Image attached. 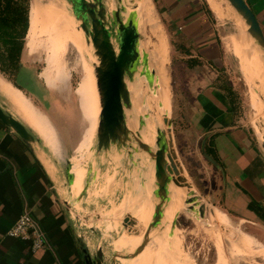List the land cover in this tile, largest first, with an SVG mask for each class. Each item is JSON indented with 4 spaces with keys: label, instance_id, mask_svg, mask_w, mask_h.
Listing matches in <instances>:
<instances>
[{
    "label": "rangeland",
    "instance_id": "rangeland-1",
    "mask_svg": "<svg viewBox=\"0 0 264 264\" xmlns=\"http://www.w3.org/2000/svg\"><path fill=\"white\" fill-rule=\"evenodd\" d=\"M53 1L32 0L30 28L21 58L24 69L16 76L17 83L23 90L15 86L1 72L0 74L16 87L24 98L29 99L34 112L37 113V116H33L36 118L33 119L35 126L27 122L41 135L60 162L59 179L64 183L63 199L67 201L69 215H73V222L77 224L78 232L82 234L93 253L101 247L110 261L117 247L123 249L121 251L123 254L133 252V248L129 249L123 245L128 242L138 246L151 222L153 205L149 194L151 191V196L154 197L156 188L154 165L150 156L142 151L135 141L123 149L117 147L109 151L98 149L96 136L98 97L93 71L97 58L93 47L88 44L84 32L79 28L80 24L77 22V25H74L77 19L71 5L66 1L68 4L66 10L70 13L68 14L64 9L54 8ZM106 1L110 9L116 8L119 3L118 0ZM151 1L162 29L165 55L162 60H158L159 57L155 54L160 46L158 40L151 37L149 29H146V32L141 31V44L146 46L142 52L147 51L150 54V66L156 70L160 86L157 87L158 95L152 96L145 77L139 75L138 82L142 91L138 89L136 83H130L135 103L133 114L146 115L152 112L151 117H158L157 107L160 96L161 94L163 97L167 96L173 121L175 149L183 167L180 170L191 183L193 192L196 191L194 194H197L199 202L206 206L208 217L205 219L197 217L188 210V206L184 210L185 198L179 199L175 195L176 190L170 188L175 196L172 195L171 201L167 204L169 213L164 219L168 225H171L170 219L174 212H180L176 230V234L181 239L180 250L177 249L174 238L170 248L172 242L165 240V237L169 239L167 235L162 237L151 231L152 241L149 238L151 242L145 251L135 260L119 258L120 264H264V228L228 213L208 195L217 185L214 182L215 172L213 164L204 153L206 145L201 147L203 139L192 128L191 122L193 100L200 89L194 91L191 82L197 80L200 74H205L207 70L201 63L191 65L189 57L184 54L185 51L181 53L175 48V39L170 36V29L158 2ZM223 2L226 6L229 5L227 0ZM215 13L217 14L216 11ZM71 16L75 22L69 21V23L67 21ZM217 17L220 22L215 21L219 23L222 34L220 45L223 43L230 62L228 59L225 60L226 63L224 59L219 60L217 63L223 66L219 71L223 73V79L225 78L229 84L232 83V88L237 94L235 112L240 116L241 124H245L250 130L255 142L263 151V140L257 134L254 125L258 128L259 123L263 121L264 124L262 117L264 104L259 101L253 103L252 98V92L254 89L257 90L259 82L251 81L253 75H250L245 67L247 60H239L228 44L231 37L238 51L239 48L235 45L237 24L244 22L240 17V20L234 17V23L230 26L218 14ZM238 56L240 57L241 54ZM50 73L54 77L60 75L61 85L57 86ZM45 79L56 87H51ZM24 89L33 90L34 92H30L36 96ZM259 92L258 89V98L261 100ZM2 93L20 117L32 119L22 107H15L11 103L10 95ZM145 103L151 108L144 107ZM134 116L129 115V117ZM39 122L43 123L44 129ZM150 125L149 120L146 122L144 137L140 136L148 144ZM131 130L137 133L132 123ZM76 147L83 150L82 157L76 152ZM88 154L90 157L87 156ZM68 161L74 163L76 186L77 169L82 166L81 172L86 174L82 190L85 185H88V188L86 191L84 188L82 196L80 194L82 190L76 194L71 192L65 174ZM75 162L80 164L76 165ZM179 174L181 176L180 172ZM148 175L151 177L149 194L142 198ZM212 181L215 183L213 186ZM130 214L136 220L132 224L125 225V217ZM163 228L161 227L160 230L163 231Z\"/></svg>",
    "mask_w": 264,
    "mask_h": 264
},
{
    "label": "crops",
    "instance_id": "crops-1",
    "mask_svg": "<svg viewBox=\"0 0 264 264\" xmlns=\"http://www.w3.org/2000/svg\"><path fill=\"white\" fill-rule=\"evenodd\" d=\"M246 1L264 31V0ZM205 2L214 17L207 12V7L203 5ZM158 4L163 9L162 15L170 29V36L175 39L174 45L175 42L178 44L175 48L181 53L185 51L184 54L189 59L202 60V67L207 70V74L201 73L197 80L191 82L194 91L200 88L193 100L191 122L192 128L203 139L201 147L207 146V142L213 137V148L218 157L216 163L211 162L217 185L208 195L228 213L264 228V155L250 130L245 124H241L240 116L233 110L229 96L219 87L224 81H218L221 66L217 62L223 59L224 63L227 59L229 62V57L223 43L220 45L222 34L219 23L215 21H219L217 14L209 0H158ZM235 14L233 17H238L235 18L238 20L239 16ZM228 44L237 58L241 54L240 59L249 60L259 66L260 71H264L256 50L254 47L249 48L250 44H244V54L241 50H236L231 37ZM256 46L259 50V46ZM245 55L247 57H243ZM50 75L57 86L61 85L60 75ZM258 75H253L251 81L259 79ZM45 81L51 87H56L46 79ZM258 87L257 90L261 91L262 87L259 84ZM0 90L7 96L10 95V101L15 107H22L31 115V120L28 117L25 119L35 126L33 119L36 118L33 116H37V113L34 112L33 105L1 74ZM257 90L252 92L253 103L259 101L263 104L258 98ZM2 92L0 103L19 116ZM254 94L257 99H254ZM262 117L264 118L263 115ZM40 125L44 129L43 123ZM254 128L261 135L264 145L263 121L258 128L255 125ZM80 150L76 147V152L82 157L83 150ZM81 171L82 166L76 171L77 192L82 190L83 179L86 177ZM59 178V165L48 151L38 144L30 148L13 129L0 120V264H85L78 244L79 234L75 231L67 203L62 196L64 183ZM214 182L212 181V186ZM27 209L31 210L47 236L46 248L37 253L31 251L29 242L8 233Z\"/></svg>",
    "mask_w": 264,
    "mask_h": 264
},
{
    "label": "water",
    "instance_id": "water-1",
    "mask_svg": "<svg viewBox=\"0 0 264 264\" xmlns=\"http://www.w3.org/2000/svg\"><path fill=\"white\" fill-rule=\"evenodd\" d=\"M64 1H67L71 5L73 14L78 24H80L79 28L84 32L83 34L88 44L93 47L97 58L95 60V75L101 104L97 131L98 149L100 151H109L113 147L123 149L135 141L139 148L150 156L152 165H154L156 185L154 189L155 198L153 195L151 196V191L150 194L148 193L150 187L149 181L151 180L149 175L147 176L148 182L142 194V198L149 194L153 199L154 212L151 222L146 228L144 237L139 245L134 248L133 252L123 254L121 252L122 250H116L110 261L106 258L105 251L101 247H98L96 253H93L87 241L83 239L82 234L78 232L76 228L77 224L73 222L74 217L70 214L75 231L77 235L79 234L78 244L85 264H120L121 261H119V258L135 260L145 251L149 242L152 241L150 235L151 231H156L158 235L162 237L167 235L169 238L168 242H171L175 235H177V218L180 212L169 226L168 234L165 233L167 225L163 223V218L165 206L171 201L170 188L173 185L181 186L182 184L180 181L184 177L179 176L178 170L183 169V167L178 159L177 150L175 149L171 114L170 118H165L167 131L161 128L157 130L155 149H152L148 143L141 139L139 133H135L127 125L128 116L131 114L134 116L133 111L135 110L134 96L130 83L135 82L138 85V89L142 91L138 82L140 75V77H145L147 80V86L151 93H156L157 87L160 86L156 70L150 66V54L147 51L142 52L141 30L137 12L132 11L126 15V8L123 0H118V6L114 9H110L109 3L106 0ZM227 1L247 25V34L253 38L254 42L260 47L264 57V31L255 12L246 0ZM22 69L24 68L21 64L19 71ZM30 91L27 90V92ZM33 92L30 93L32 94ZM149 115V113L146 115L137 114L134 117L139 126H142L144 125L146 117ZM164 116L168 117L167 114H164ZM0 120L6 126L13 129L30 148H33V146L37 144L40 145L48 151L56 160L57 164L60 165V162L55 157L56 154L54 151L44 142L41 135L37 133L31 124L23 117H19L12 113L7 109L6 105L2 103H0ZM262 153L264 155V150ZM205 155L209 161L216 163L212 156ZM72 165L70 161L65 166V174L70 186L75 179L71 171ZM170 166L174 169L175 175L171 173ZM84 188L86 191L88 185H85ZM83 190L80 193L81 196L84 194ZM196 195L197 194L193 193L187 194L184 201V210H186V206H188L189 211L195 213L197 217L205 219L207 217L206 206L199 202L200 199H198ZM67 209L69 212L68 207ZM135 220L136 218L130 214L125 217L124 222L125 225H128L129 223H134ZM161 227H164L163 231L160 230ZM170 248H172V243H170Z\"/></svg>",
    "mask_w": 264,
    "mask_h": 264
},
{
    "label": "bare ground",
    "instance_id": "bare-ground-1",
    "mask_svg": "<svg viewBox=\"0 0 264 264\" xmlns=\"http://www.w3.org/2000/svg\"><path fill=\"white\" fill-rule=\"evenodd\" d=\"M209 1L211 2L214 10L217 12V14L219 15V17H221L222 19H224V21L226 23H228V25H230V24L232 25V23H234V21H233L234 20V17L233 16L235 14V9H233L232 6L231 7H229L230 5L226 6L224 4V2H223L224 0L223 1L222 0H209ZM52 3H53V5H55L54 8H56V9L61 8V10L64 9L66 11V13L70 14L66 10L67 9V3L64 0H54ZM123 3H124L125 8H126V11H125V14L126 15L128 13L132 12V11L137 12L138 19H139L140 30L141 31H143V30L145 31L146 29H149V31H150V33L152 35L151 37L156 38L158 40L160 46L155 51V54L159 57L158 60H162L163 57H164V55H165V52H164L165 51V43H164V39H163L162 29L160 27L159 20L156 17L157 15H156L155 10L153 8L152 1L151 0H134V1L133 0H128V1L123 0ZM235 15H237V13ZM235 18H238V17L235 16ZM238 20H240V18ZM69 21L75 22V20H74V18L72 16L68 19L67 22H69ZM224 21H222V22H224ZM74 25H77V21L74 23ZM244 26L246 27V29L244 28ZM244 26L240 22L237 24V28H238V31L236 32V36H237L236 41L237 42H235V45L239 48V50H241V52L243 54L245 53L244 44H246V43L250 44L249 45V48L254 47V49L256 50V54H257L258 60L261 61L260 62L261 63V66L264 69L263 52L260 49V47H259V50H258V47L256 46V43L254 42V39L251 38L247 34L246 30H247L248 27H247V25L245 23H244ZM244 41L246 43H244ZM143 48L146 49V46H142V49ZM247 52H249V51H246V53ZM238 59L241 60L239 57H238ZM245 67H246V71L250 75L256 76L257 74H259L258 75L259 76V79H256V81H258L259 82V85L262 87L261 91L259 92V97L261 98V101L264 102V71H260V67L259 66H256L253 63H251L249 60H247V63L245 65ZM93 71H94V78H95V81H96V89H97V97H98V106H97L98 116H97V119H96V136H97L98 126H99V115H100V111H101V104H100V97H99V91H98V87H97V78H96V75H95V67H94V65H93ZM260 72H263V73L260 74ZM132 83H135V82H132ZM130 87H131V84H130ZM150 95L156 96V95H158V91L156 90V93L153 92V93H150ZM162 95L163 94H161V96H160L161 99L159 100L160 102H159V105L157 107V110L159 111L158 117H151L152 112H150L149 113L150 115L148 117H146L145 122H144V125H142V126H139V124H138V122H137V120H136L135 117H129L128 116V118H127V125H128V127L131 129V123H132L134 125V130H136V132L139 133V135L140 136H143V137H144V134H145L146 128H147L146 127V122H148L149 120L151 121V125H150L151 126V128H150V142H149V145L151 146L152 149H155L157 130L161 128V129L167 131V124L165 122V118H170V114H171V112H169V101L167 99V96L165 95L163 97ZM256 96L257 95H255L254 99L256 98ZM144 107H146L148 109L151 108V106L148 103H145L144 104ZM164 114H167L168 117L164 116ZM260 137H261V135H260ZM89 152H90L89 154H91V151H89ZM89 154L87 156H89ZM63 160H64V158H63ZM69 162L70 161H68L67 163H69ZM72 164L73 165L71 167V171H72V173L75 176L74 163L72 162ZM170 171H171V173L173 175H175V171H174V169L171 166H170ZM178 171L181 173V176L184 177V175L182 173V170L179 169ZM179 176H180V174H179ZM180 182L182 183L181 186H175V185H173L171 187V188H173V189L176 190V193L177 194H175V195L178 196L179 199H184V198L186 199L187 194L189 192L190 193H193V194L196 193V191L193 192L191 183L189 182V180L187 178L184 177ZM70 187H71V192L74 193V194H76L77 193V188H76V185H75V179H74L73 184H71ZM193 189H195V188H193ZM170 191H171V189H170ZM172 195H173V192L171 191V197H172ZM175 195H173V196H175ZM150 200L152 202L153 212H154L153 199L150 197ZM139 202H140V200H139ZM139 202L137 201L138 204H139ZM167 204L165 206V210L166 211L164 212V217H167V213H169L167 211V207H168ZM178 213H179L178 211L174 212V214L172 215V218L170 219V222L171 223H172V221L174 220V218L176 217V215ZM163 223L167 225V229H166L165 233L168 234L169 233V226L170 225L167 224V222L165 221L164 218H163ZM155 233L158 234L156 231H155ZM163 237H165V235ZM165 240L168 241L166 237H165ZM174 241H176V247H177V249L180 250V241H181L180 237L178 235H175ZM171 242H172V244L174 243L173 240ZM123 246L126 247V248H129V249L130 248H133L134 249V248L137 247V246H134L133 244L128 243V242H126L125 245H123ZM116 250L117 251H121V249L118 248V247L116 248Z\"/></svg>",
    "mask_w": 264,
    "mask_h": 264
},
{
    "label": "trees",
    "instance_id": "trees-1",
    "mask_svg": "<svg viewBox=\"0 0 264 264\" xmlns=\"http://www.w3.org/2000/svg\"><path fill=\"white\" fill-rule=\"evenodd\" d=\"M155 1L158 2V0ZM31 5L32 0H0V72L19 88L22 87L16 83V76L22 64V53L30 28ZM203 5L207 7V12L212 17L213 12L207 2ZM160 9L161 11L163 10L161 7ZM175 45L177 46L178 44L175 42ZM189 61L191 65L193 63H203L198 58H192ZM222 75L223 73L219 75L218 81L224 82L219 87L227 93L235 111L237 109V94L229 82L225 78L223 79ZM213 145L212 137L207 142L205 154L212 156L215 161H218Z\"/></svg>",
    "mask_w": 264,
    "mask_h": 264
},
{
    "label": "built area",
    "instance_id": "built-area-1",
    "mask_svg": "<svg viewBox=\"0 0 264 264\" xmlns=\"http://www.w3.org/2000/svg\"><path fill=\"white\" fill-rule=\"evenodd\" d=\"M8 233L12 237L29 242L30 249L34 253L44 250L47 246L46 232L30 209L21 214Z\"/></svg>",
    "mask_w": 264,
    "mask_h": 264
}]
</instances>
